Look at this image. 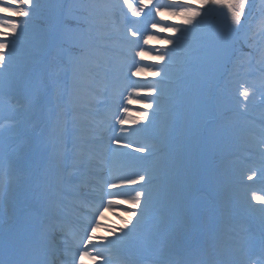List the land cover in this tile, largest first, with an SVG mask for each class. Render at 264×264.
I'll list each match as a JSON object with an SVG mask.
<instances>
[{
	"label": "rangeland",
	"instance_id": "rangeland-1",
	"mask_svg": "<svg viewBox=\"0 0 264 264\" xmlns=\"http://www.w3.org/2000/svg\"><path fill=\"white\" fill-rule=\"evenodd\" d=\"M11 1L13 2V5L11 4V6L5 8L4 12L6 14L14 15L15 18L13 17V19L17 20L11 21L9 26L0 27V37L3 38L0 39V59L6 60L7 62L9 61L8 63L12 65L9 72L16 75L14 79L16 84H18L20 79H22V76L24 75L25 77L26 74V78L29 82L26 80L23 85L25 92L23 94L22 103L18 102V98L9 102L8 99L11 97L8 99L4 98V100L0 103V130L4 128L3 124L20 123L24 126L29 125L28 123L31 122L29 120L30 117L33 120H35L36 117H39L44 106L49 109L50 112V118L47 120L48 123H62L63 120L59 119V104L52 103V99L57 97L55 91H58L57 88L59 87V83L56 78L51 79L47 72V65L44 64L45 62L43 61V64L41 63V60L46 59L45 52L47 53L49 49L48 40L47 38L45 39L44 34H49V31L55 28L58 24L59 16L49 14L50 12L55 13L56 10L59 12L60 8L55 9L57 7L56 2H58V0ZM91 2L92 3L88 9L91 7L94 9L97 8V0H91ZM255 3L257 4L255 5ZM82 4L81 6H84ZM73 9H76V7L69 6L67 10L76 11ZM254 12V21L251 23L249 22L251 19L250 16H252ZM78 13L79 16L84 15L81 12ZM165 13H168V18L171 17L173 21L177 20L181 23V26H177V23L172 22L171 25L173 27H169L168 22L164 21L161 25L163 27L160 32H168L169 30H172L175 31L174 33H177V35H184L178 41L171 43V45L175 46V50L178 49L182 53L187 47L188 50H190V47L193 48L192 45H194L193 43H195L196 40L199 39L201 42L196 44H200V48L194 45L197 49H199V51L194 50L196 53H189V57H181V55L178 54L172 59L173 62H177L179 65H183V63L186 62V68L184 67L183 69H179L177 73H173L171 71V73L166 71L158 72L160 78V80H158L159 83L164 82L163 79H166L167 81L172 80V82L167 83L165 87L161 88L162 95L168 98L173 95L183 94V90L181 88H184L185 86L182 79L185 78L184 76H186L191 69L192 71H195V74L192 78L188 79L189 89L191 86L196 87L194 81L196 77V80L201 79V82L206 85L209 79H211L213 72L217 71L213 68L214 63L216 62L217 65L222 63L220 62V58L226 55L228 49H231L232 45L235 43V39L236 48L242 49L241 51L244 53L247 52L248 49H253V47L245 49V47L249 44L250 39H255V36L262 35L264 33V0H180L178 10ZM49 16L50 18L47 21V17ZM60 25L61 21H59V26ZM71 25L72 21H70L69 25H65L60 42L57 44L58 48L59 45H62L61 47L64 46L65 48L61 51L59 56L54 55L51 72L52 74H57L58 78L60 76L66 78L67 81H70L71 78H75V81H77L78 78H82L81 74L83 70L81 68L86 67L82 54H86L95 59H97L96 54L97 56H99V54L94 51L91 45L94 33H91L89 29H85L83 32V29L77 27L73 28ZM247 25L249 28L252 27L253 30L250 28L248 35H238L247 29ZM6 30L7 32H5ZM121 31H124V29H121ZM159 38L160 37L157 36L154 41H159ZM56 39L57 34L53 40V45L55 44ZM257 40L261 41L260 38ZM160 42L164 41H159V43ZM40 45L43 47V53L41 55L38 53ZM255 48L256 49H254V51H259L257 57L248 52L243 58H240V60H238L232 67L234 73V75H232L233 77L230 78L225 85L221 86L220 94L215 97L214 95L210 97L214 102L211 110H208L206 106L201 107L205 104V100L198 98L197 94L194 95L192 101L188 99L189 103L194 102L196 104V106L193 105L191 110V122H196V124H193L190 127V130H188L191 136L198 132L200 129L199 122L201 121L204 126L209 125L210 123L215 124V122H222L224 125L223 130L227 132L225 125L228 123L226 122L236 119L237 126H241L242 124L243 129L247 127L254 130V132L258 134L257 138L252 137L251 139L254 141L255 146L258 149H264V140H262L264 138V125L260 128L262 118H264V50L262 51L257 49V47ZM192 51L193 50H190L189 52ZM35 59L39 60V63H41L40 66H35L37 62ZM105 61L112 62L113 60L107 57ZM60 62H62V64L59 67ZM1 66L2 64L0 65V74L3 75L2 71L4 67L2 68ZM33 69L35 70V74L28 76V73ZM199 71H201L200 74L198 73ZM69 73L71 74L70 77L68 75ZM202 73H204L205 76H202ZM256 73H258L260 79L257 78L258 76ZM23 81L24 79L21 80L19 87L22 86ZM77 86V82H75L71 85V88H76ZM214 90L216 91V89ZM230 91H232V93H229ZM153 93L159 94L158 90H154ZM74 94L75 90L73 91V96H75ZM175 98L176 96L173 97V99ZM198 99L201 100L200 104L196 102ZM219 99H222L223 101H220ZM222 102L225 104L218 108L217 115L215 116L214 108L217 104H221ZM172 103H174L173 100H171L170 105ZM159 104L162 103L159 102ZM21 105H24V110L20 113L19 110H16V107ZM164 106L165 104H163V107ZM152 107L156 109H163L162 106L158 104H153ZM134 112L137 113V111ZM230 112L234 114L228 116V113ZM194 115L195 117L193 118ZM171 116L172 115L169 117L170 124L172 123ZM253 117H255L256 120L253 119ZM249 131L251 132V130ZM179 133L182 134L184 131ZM47 135H52V133L47 132V134L43 135L44 137L42 142L39 143V147L48 156L51 144L46 140ZM114 137L115 136H110L109 138L114 139ZM118 140L120 139L118 138ZM205 141L207 140H204L203 144H201L203 148L204 145H207L208 143ZM243 141H245V138L239 137L235 145L238 146L237 143ZM110 146H112V141ZM108 148L109 151L112 150V147ZM220 155L221 153H217V156ZM187 159H195V156ZM217 159L218 157L215 158V160ZM226 167L227 170L230 169L234 173L241 172L239 179H246V177H248V179L251 180V177H253V174L245 175L243 173L242 165L240 163H231L229 166L226 165ZM65 168L66 167H64V169ZM180 171H182L180 167L171 169L170 180L163 182L167 183V186L163 188L167 190L166 196L168 198H175V193L183 196V187H193L196 184V178L186 177L184 174H181ZM214 172L215 171L213 169H209L208 174ZM254 174L264 180V164L258 165L257 171L255 170ZM111 177H113V175H110V178ZM203 178L202 184L209 192L212 193L215 188L220 187L219 183H211L207 176H203ZM137 179L138 180L134 183L143 181V179H140L139 177H137ZM227 179H231V177H227ZM254 183L257 182L253 179V182L248 183L247 187H238L237 185L235 186L234 183L229 182L226 186L224 184L223 186L225 188L222 191L228 192L225 196L229 199L228 202L230 203L226 206L230 208H234L236 206L235 209L255 217H259L258 214L261 216L262 213L264 215V192L259 191V188L254 186ZM117 185V188L133 186L132 181L127 179H124L123 181L121 180ZM250 186L254 187L251 188ZM150 194L151 193L147 192L143 196L135 197V202L131 201L129 197L128 200L124 199L121 201L123 203H130V205L133 203L138 204L139 201V203H141L144 199H146V197L149 198ZM231 194L236 196L237 205L231 203ZM204 202L207 203V201ZM200 215L203 217L205 213ZM196 224L197 223H195V225ZM125 225H128V223L126 222ZM130 225L134 226L132 223ZM134 228H136V226H134ZM119 230H121V228H119ZM106 232H109V230L107 229ZM120 238L122 237L116 238V242L117 239ZM149 249H151L150 246Z\"/></svg>",
	"mask_w": 264,
	"mask_h": 264
},
{
	"label": "bare ground",
	"instance_id": "bare-ground-1",
	"mask_svg": "<svg viewBox=\"0 0 264 264\" xmlns=\"http://www.w3.org/2000/svg\"><path fill=\"white\" fill-rule=\"evenodd\" d=\"M104 11L105 14L108 15L111 9L107 7L104 8ZM106 123H108V121L104 124ZM20 126L26 130V128L20 124H14L9 126V128L6 127L0 130V163L4 164H0V232L9 228L18 213L26 209H32L41 216L40 233L44 246V251L42 252L44 264H53L52 255L55 253L57 255L59 249L63 252L61 259L64 260L65 263L123 264L121 260L130 257V254L132 255L134 253L132 250L133 240H129L128 236L132 235L133 239L139 240V236L143 235L142 232L145 234L147 231L143 223L146 224V227L151 223L144 221V218L148 219L146 214L151 206V203L147 199L143 200L141 204L135 205V210H137V212L134 214H123L118 208V205H121L120 202H113L117 201L111 195L116 187L115 184L109 183L107 175L108 171L112 169V166H117L115 170L120 169L119 166L122 165L123 155L114 152L113 154L116 156L109 160L105 152L98 151L102 154V158L108 159L109 165L103 167L97 163V159L92 156L86 163V167L83 170L84 173L78 176H71L74 177V180L71 182L67 180L68 176H60L58 173V168L60 167L59 155L66 154V151H62L57 157H54L53 149H51L48 155V161L46 155L40 148L30 150V148L34 146L33 142L35 141V137L33 134L36 130L41 135L44 131L45 133L43 134L49 132L56 134V136L60 137L62 140H68L64 135L63 127L59 124L55 127L44 124V126L39 125L38 129L33 128L31 131L23 132V129H19ZM71 133L73 134V132ZM93 133L98 134L97 142H94L96 148L103 147L106 143V139L101 135V129L95 127L93 121H87L84 125H81L78 135L86 138L87 135H92ZM19 141H21L18 147L19 152L14 155L7 147L10 144L12 147L17 146ZM58 141L61 143L60 139H58ZM76 144L77 143H74V145ZM75 149L79 151V147L76 146ZM31 153L35 154V159L32 158ZM4 154H6L5 157ZM76 157L84 158L85 155L76 152L73 158ZM2 158L6 159V161ZM66 159H70V156L66 155ZM90 173H92V177H87L89 180L88 188L95 190L97 201H105L107 198H109V200L103 205L102 212L96 213L99 203L88 209V216H96L99 218L95 221V228L89 230L87 235L88 238L82 241L81 246L79 243L73 244L71 238H65L63 236H60V238L64 240L56 241V238L59 239V234H54L53 225L56 223L55 219L59 220V215L62 212L65 214L62 219L67 222L78 221L80 217L71 218L68 216L70 212H75L73 203L76 200L78 191L72 190L70 195L62 197L65 201L63 202V200L58 199L59 191H55V184H59L60 182L65 188L76 189L77 186L81 184V181L85 179L86 175ZM147 178L150 179L151 176ZM47 182H49V187ZM79 188L80 186L77 190H79ZM104 189H106V191ZM56 193L58 197L52 196V194ZM87 197L91 198L92 196L88 194ZM190 214V217H192V220L189 218L190 223H195L196 217L193 216L194 211H191ZM127 220L133 221L136 225L138 224L137 226L139 229L133 230L128 234L129 231L125 230L127 228L125 225ZM202 220L205 219L202 218L201 222L207 228L204 229L203 226L199 227V230L201 228L204 229L203 231L200 230L201 237H198V234H193L189 239H185L181 235L180 239H176L171 245L168 244L163 246V252L161 257H159V259L163 260L162 264H196L199 258L202 259L201 262H203V264H230L235 258L239 260V264H248L247 259L250 255H248L249 253L245 254V251L235 250L233 257L228 256L229 258H225L223 255L225 248L222 247L219 242H216L218 235L215 234V229H210L217 227V222L216 224L208 226V224ZM196 221L200 220L197 219ZM57 223L59 225V221ZM260 227H264V224L261 222L254 225L256 229L254 232L258 235L259 239L264 237V234H262L263 229ZM119 228H121V230H119ZM107 229L109 232H106ZM69 232L77 235L81 230L79 228H73L70 229ZM118 237L122 238L118 239L120 241L116 244V238ZM258 245H260V243ZM247 247L249 248V246ZM129 248H131V250H129ZM139 250L142 251V248ZM250 252H253L252 248ZM220 253L223 254L220 255ZM136 257L140 260L143 259V256ZM214 257H219L220 261L213 262ZM255 263L258 264V262Z\"/></svg>",
	"mask_w": 264,
	"mask_h": 264
},
{
	"label": "trees",
	"instance_id": "trees-1",
	"mask_svg": "<svg viewBox=\"0 0 264 264\" xmlns=\"http://www.w3.org/2000/svg\"><path fill=\"white\" fill-rule=\"evenodd\" d=\"M227 48H228V46H227ZM228 51H229V49H228ZM228 51H227V52H228ZM227 52H226V54H227Z\"/></svg>",
	"mask_w": 264,
	"mask_h": 264
}]
</instances>
